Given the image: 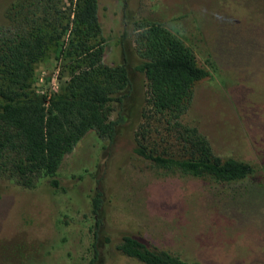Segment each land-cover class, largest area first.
<instances>
[{"label": "rangeland", "instance_id": "374dc122", "mask_svg": "<svg viewBox=\"0 0 264 264\" xmlns=\"http://www.w3.org/2000/svg\"><path fill=\"white\" fill-rule=\"evenodd\" d=\"M13 1L0 0V24ZM98 19L103 61H124L129 75L128 96L112 105L111 117H122L116 138L88 131L63 158L58 188L47 176L33 188L0 177V264H89L96 191L113 236L134 233L188 262L264 264V0H98ZM133 19L162 23L192 50L208 75L195 82L182 120L198 127L216 155L248 163L251 174L219 182L156 168L133 152L140 124L159 127L147 80L134 69ZM60 50L35 64L39 96L69 78ZM116 244H99L94 264H144Z\"/></svg>", "mask_w": 264, "mask_h": 264}, {"label": "trees", "instance_id": "16d2710c", "mask_svg": "<svg viewBox=\"0 0 264 264\" xmlns=\"http://www.w3.org/2000/svg\"><path fill=\"white\" fill-rule=\"evenodd\" d=\"M5 19L0 24V177L33 188L47 176L58 188L54 177L63 158L88 131L110 143L115 140L122 117L119 112L111 117L112 105L122 106L128 96L126 63L103 61L98 0H15ZM131 23L136 26L134 69L147 80L150 109L159 124L155 129L145 123L138 126L133 152L156 168L219 182L251 174L248 163L216 155L198 127L182 120L195 82L208 75L192 50L160 22ZM60 45L69 78L58 92L39 96L32 88L35 64ZM102 203V193L96 191L91 197L94 256L89 264L98 257V245L111 241L122 254L144 264H201L128 231L113 236Z\"/></svg>", "mask_w": 264, "mask_h": 264}]
</instances>
